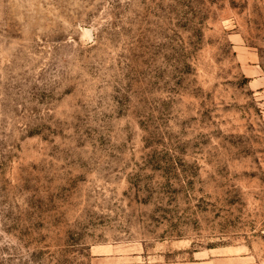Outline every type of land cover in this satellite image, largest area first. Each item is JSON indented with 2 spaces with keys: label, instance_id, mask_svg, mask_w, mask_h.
<instances>
[{
  "label": "rangeland",
  "instance_id": "374dc122",
  "mask_svg": "<svg viewBox=\"0 0 264 264\" xmlns=\"http://www.w3.org/2000/svg\"><path fill=\"white\" fill-rule=\"evenodd\" d=\"M0 264H264V0H0Z\"/></svg>",
  "mask_w": 264,
  "mask_h": 264
}]
</instances>
